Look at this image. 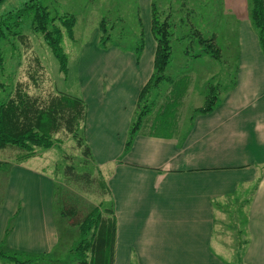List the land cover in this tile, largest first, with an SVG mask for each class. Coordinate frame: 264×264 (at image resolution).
<instances>
[{
    "label": "crops",
    "instance_id": "obj_1",
    "mask_svg": "<svg viewBox=\"0 0 264 264\" xmlns=\"http://www.w3.org/2000/svg\"><path fill=\"white\" fill-rule=\"evenodd\" d=\"M233 3L227 11L239 22L237 68L215 108L196 113L206 94L197 107L181 97L169 106L172 122L154 119L129 145L154 71L147 69L157 46L152 28L139 59L132 52L118 58L122 70L100 53L87 57L86 138L114 204V264H264V45L248 0ZM32 160L0 171V249L8 253H54L61 243L57 215L64 213L57 214L53 180L28 167ZM10 263L18 264L0 257Z\"/></svg>",
    "mask_w": 264,
    "mask_h": 264
},
{
    "label": "rangeland",
    "instance_id": "obj_2",
    "mask_svg": "<svg viewBox=\"0 0 264 264\" xmlns=\"http://www.w3.org/2000/svg\"><path fill=\"white\" fill-rule=\"evenodd\" d=\"M233 2L239 5L240 0H3L0 2V20L9 21L13 27L6 33L7 37L0 41V82L3 86L0 93L8 99L15 97L19 91L27 92L43 106H50L64 96L79 97L88 107L82 96L83 79L91 73H88L90 64L87 57L100 53L102 59H110L112 69H124L126 62L118 58L126 52L138 56L135 49L142 44L144 50L148 28H152L153 24L152 6L155 3L158 19L162 22L166 19L170 24L172 60L165 71L166 78L151 90L143 107L136 109L133 122L142 117L140 127L146 128L154 119L172 122L175 117L173 107L169 106L179 103L181 97L185 101L189 99L188 102L197 107L204 104V94L207 96L211 88L218 87V96H222L231 86L237 68L239 31L238 20L227 11V5L233 6ZM31 5H39L48 14V33L55 37L56 32H60L61 46L67 58L65 70L49 46L45 33L34 21V14L24 15L31 10ZM70 27L73 29L71 32L68 31ZM192 27L198 31L200 29L207 37L208 33L216 34V42L221 49L220 59L207 54L195 57L202 53L204 47L198 43V39L192 41L184 38L189 33L194 34ZM150 35L157 44L153 31ZM104 42L106 45L102 46ZM152 66L154 70V62L147 69H152ZM102 69L107 70L105 66ZM113 97V94L107 96L109 99ZM61 110L63 114L64 109ZM66 127L63 120L58 132L50 138L53 145H33L30 149L33 160L27 166L53 180L54 198L58 200L55 206L57 214L69 208L71 203L77 208L72 213V219L69 214L64 218L61 214L57 215L61 243L54 253L18 254L20 258L30 261L29 264H79L73 252L81 238L76 222L83 219L92 206H100L102 201H106L107 205L111 203L109 192L106 193L99 184L101 177L97 176V170L93 171L94 176L91 175V185L66 174L68 165H73L75 171L80 173L88 167L89 161V166L97 169L95 163L83 155L86 144L89 145L87 138L78 128L69 131ZM153 129L163 130L156 125ZM4 149L6 151L2 152L0 159L2 157L9 164L2 165L1 172L10 170L12 163L18 162L17 154L21 156L24 153L13 146ZM105 207L101 208L102 215L112 219L111 212L108 214V207ZM235 221L232 222L234 226ZM244 221L242 217V226L245 225ZM0 252L8 253L5 248H1Z\"/></svg>",
    "mask_w": 264,
    "mask_h": 264
},
{
    "label": "trees",
    "instance_id": "obj_3",
    "mask_svg": "<svg viewBox=\"0 0 264 264\" xmlns=\"http://www.w3.org/2000/svg\"><path fill=\"white\" fill-rule=\"evenodd\" d=\"M249 14L254 28L256 29L260 42L264 45V0H248ZM31 10H28L24 15L28 16L34 14V21L39 24V29L45 33V37L49 46L53 49L55 56L64 66L67 65V58L61 46L60 32H56V36L46 31L47 22H50L48 14L42 10L39 5H31ZM153 24L152 31L157 40V48L154 59V71L148 83L142 89L139 100L138 108L147 101V98L154 87H158L161 80L166 78L165 71L172 60L173 45L170 41V24L168 20L163 22L158 19L155 3H153ZM22 15V14H21ZM13 26L9 21L0 20V41L7 37ZM197 28V27H196ZM72 27L68 29L71 32ZM73 30V29H72ZM194 34H188L184 38H189L192 41L198 39V43L204 48L202 53H198L195 57L203 54L210 55L216 59H220L221 49L217 44V36L215 33L203 35L199 29H194ZM105 41V40H103ZM105 46L106 43H101ZM143 44L141 47L135 49L137 58L141 56ZM1 52V50H0ZM188 53L187 51H185ZM3 88L0 82V89ZM211 88L206 96L205 105L195 110L196 113H209L219 102L217 93L218 87ZM57 101V100H56ZM53 101L50 106H43L38 99H33L27 92L19 91L14 97L8 99L3 98L0 93V150L13 146L21 149L24 153L19 157L20 160H25L33 156L31 148L35 144H41L45 147L53 145L54 133L58 132L59 126L63 120L66 121L67 129L72 131L75 127L79 129L82 136H85V126L87 119V105L82 98L64 96L61 100L58 99L57 103ZM62 109L64 113L62 114ZM141 115V114H140ZM140 117V116H139ZM142 118V117H140ZM140 118L137 122H133V127L130 129V138L127 145L131 144L136 132L141 128ZM140 123V124H139ZM86 139V138H85ZM83 155L89 157L93 161L92 151L89 145L86 144V149ZM90 162V161H89ZM84 168V171L77 173L73 165L66 167V174L74 177L75 180L83 182L87 185L93 184L91 175L93 171L97 170L98 177L101 179L99 184L107 192L108 186L102 176V173L95 167ZM94 176V175H93ZM113 202L107 205L106 201H102L100 206H92L88 210L83 219L77 221V227L80 231V242L73 248V252L79 264H114V252L116 244V218L114 213ZM69 208L63 210L64 216L72 217V213L76 210V206L71 203ZM102 206L108 207L107 213L111 212L112 219L104 218L101 213ZM106 211V210H105ZM74 215V214H73ZM0 257L10 262L18 264H29L30 261L22 260L18 253H1Z\"/></svg>",
    "mask_w": 264,
    "mask_h": 264
},
{
    "label": "water",
    "instance_id": "obj_4",
    "mask_svg": "<svg viewBox=\"0 0 264 264\" xmlns=\"http://www.w3.org/2000/svg\"><path fill=\"white\" fill-rule=\"evenodd\" d=\"M3 0H0V2H2Z\"/></svg>",
    "mask_w": 264,
    "mask_h": 264
}]
</instances>
